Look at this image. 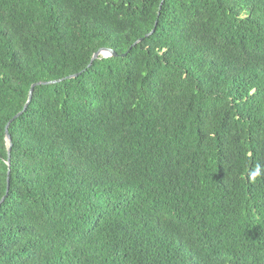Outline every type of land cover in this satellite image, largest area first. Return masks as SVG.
Returning a JSON list of instances; mask_svg holds the SVG:
<instances>
[{
    "label": "trees",
    "instance_id": "obj_1",
    "mask_svg": "<svg viewBox=\"0 0 264 264\" xmlns=\"http://www.w3.org/2000/svg\"><path fill=\"white\" fill-rule=\"evenodd\" d=\"M161 3L0 0V200L32 84L85 70L9 127L0 264H264V0Z\"/></svg>",
    "mask_w": 264,
    "mask_h": 264
},
{
    "label": "water",
    "instance_id": "obj_2",
    "mask_svg": "<svg viewBox=\"0 0 264 264\" xmlns=\"http://www.w3.org/2000/svg\"><path fill=\"white\" fill-rule=\"evenodd\" d=\"M165 0H162V3H161V6L162 4L164 3ZM157 25V23H156ZM156 25L155 27L150 31L148 32L144 37H141L139 38L133 46L137 45L138 43H140L141 41L144 40V38L146 37H149L150 35H152L155 30H156ZM132 46V47H133ZM128 52H125V53H122L121 55H126ZM119 53L117 51H115L114 49L112 48H109V47H102L100 48L99 50H97L92 58H91V61L90 63L88 64V68L91 67L93 65V63L95 62V60H98L100 58H103V57H115V56H118ZM85 71V70H83ZM83 71H80L78 73H74V74H71L69 76H66L65 78H61V79H56V80H51V81H38V82H35L32 84L31 88H30V91H29V97H28V100L26 102V104L24 105V108L19 111L12 119L9 120V122L7 123L6 125V142H7V145H8V159H7V164L9 166V170H8V189H9V181H10V172H11V152H12V147H13V141H12V137L9 133V127L11 125V123L18 117H20L25 111L26 109L28 108L31 100H32V97H33V93H34V90L37 86L39 85H42V84H53V83H57V82H60V81H63L65 79H70V78H75L77 76H79L80 74L83 73ZM8 189H7V193L6 195L3 196V198L0 200V205L2 204V202L5 200L7 194H8Z\"/></svg>",
    "mask_w": 264,
    "mask_h": 264
}]
</instances>
